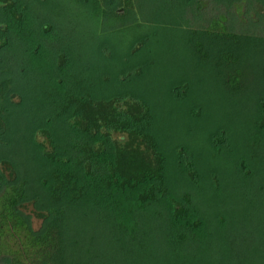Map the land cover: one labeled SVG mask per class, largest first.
Segmentation results:
<instances>
[{
  "label": "trees",
  "instance_id": "1",
  "mask_svg": "<svg viewBox=\"0 0 264 264\" xmlns=\"http://www.w3.org/2000/svg\"><path fill=\"white\" fill-rule=\"evenodd\" d=\"M66 1L89 22L97 39L106 32L139 31L146 24L143 0ZM207 1L224 8L249 4L257 15L253 31L264 32V0ZM199 5L200 0H175V16L169 19V24L175 20L182 39L178 44L185 48L177 59L192 77H179L166 93V100L178 106L181 125L174 144L157 127L152 100L141 94L143 38L134 36L121 52L116 46L95 51L101 59L119 60L111 76H99L97 89L67 68L75 53L57 46L47 59L54 80L39 98L15 89V77L22 74L18 60H0V144H18L14 138L26 134L22 137L44 166L37 170L44 173L38 189L45 200L43 213L36 214L42 227L32 230L21 213L28 181L18 179L11 163L0 159L1 262L97 264L119 255L123 259L115 264H158V257L144 250V236L159 233L160 243L175 258L194 247L209 252L202 240L216 236L215 264H264L263 233L258 231L259 246L245 233L252 229L250 212L258 217L255 227L264 218V68L256 95L250 92L242 99L221 96L202 75L207 67L226 70L221 89L242 94L236 66L248 55L264 54V35L232 31L223 15L192 28L199 15L191 12ZM27 14L23 0H0L1 49L8 47L12 32L25 31ZM38 24V38L44 40L53 21ZM28 41L26 36L24 47ZM38 48L20 47L22 55L34 58ZM231 128L237 130L234 138L228 134Z\"/></svg>",
  "mask_w": 264,
  "mask_h": 264
},
{
  "label": "rangeland",
  "instance_id": "2",
  "mask_svg": "<svg viewBox=\"0 0 264 264\" xmlns=\"http://www.w3.org/2000/svg\"><path fill=\"white\" fill-rule=\"evenodd\" d=\"M23 1L25 2V10L29 13L25 16L26 19H24L25 31L21 35H19L18 31L16 33L10 31L12 33L6 41L8 47L4 50L1 49L2 47L0 48V60L11 62L18 60V63L22 65V74L16 75L14 83V87L18 93L27 98H32L38 93L39 98V93L46 91L49 84L54 80V76L48 73L49 64L47 59L56 52V48L59 45L71 52L73 51L75 53L73 55L77 57L75 58V62L70 63L67 68L71 71L76 69L74 72H76L77 77L85 78L87 83L89 82V84L97 89L98 83H101L99 76L103 73L111 76L113 74L111 71L112 67L116 64L115 61L119 60H115L114 56H111V60L109 58L105 60L101 59L98 54L96 55V52L109 47L113 50L115 46L120 49L117 51L121 52L130 44L133 37L137 36L140 39L146 40V44L141 45L139 54V60L143 63L141 75L139 76L143 81L139 83L141 94L149 101L152 100L153 108L157 113L155 116L157 127L162 130V133L166 134V138L171 136L169 139L172 144L175 143V133L181 128L178 115L175 114L178 106H175L174 100H171L170 103L166 100V93L168 88L179 77L180 79L181 77L187 79L191 77L187 66H181L177 59L180 51H185V48L183 45L178 44L181 43L182 39L179 38V33H175L177 32L175 30V20L170 21L169 24L170 17L172 15L175 16V0H157L155 2L143 0L145 26L141 27L139 31H130L124 34L106 32L98 39L93 37V29L89 22L78 13L75 6L66 0H46L44 5L35 4L34 0ZM195 10L196 12H191V14L199 16L194 21L195 24H190L192 28L199 29L205 26L208 18L217 15L225 16L227 25L232 27V31L237 33H249L253 31L256 24L257 15L254 9L250 8L249 4L243 6L233 3L230 7L224 8L222 6L214 7L207 0H200L199 9ZM191 14L187 12L186 17L190 18ZM44 19L52 20L54 27H52V31H49V35L44 40H39L37 26L39 25V20ZM155 19L157 20V25L153 24ZM253 32L264 35V32L260 30ZM26 36H29V41L26 43L27 47H24L23 43L26 40ZM37 45L39 48L36 58L32 55L21 54V50H32V47L35 48ZM21 46L23 49H20ZM80 50L83 53L77 54ZM262 67L264 68V54L262 53H258L257 56L248 55L239 60L236 68L242 74L244 90L238 96L229 95L221 89V77L226 70L212 71L211 68L207 67L203 69L202 75L209 82V85H212L221 96L229 99H242L243 95L250 92L256 95V81L259 80ZM66 70L68 71V69H65V72L68 74L69 72ZM190 81L192 86L196 88L194 79ZM109 82L107 86H109ZM221 119L225 120L224 117H221ZM236 133L237 130L235 128H231L228 131V134H232L233 138ZM22 136H26V134H20L14 138L15 140L18 138L17 140L20 141L18 144H8V147L0 144V159L11 163L18 179H27L26 192L28 193V199L24 204V208L21 209V213L27 219L29 227L32 230H37L42 227V220L36 214L43 213V209L41 208L44 207V204L41 200L45 202L43 198L40 199V195L43 196V194L39 195L40 191L38 189L39 177L44 173L39 172L37 166L43 170L44 166L36 161L34 148ZM232 144L234 145V150H236L237 145L235 143ZM35 198L38 200L37 203L34 200ZM250 215H252V229L249 228L245 233L251 242L255 241L259 246L258 231H261L264 235V218L263 220L258 219L260 224L255 227L254 224L258 218L256 217L255 210H253V214L250 212ZM158 238L159 233L153 235L145 233L144 236V239L148 242L144 250L156 258L158 257V264H163V262H166L165 264H215L216 259L212 252L215 250L214 248L219 246L216 236H212L208 240H202V244L207 247L209 252H199L194 247L178 258H175V253L172 249L170 251L167 250ZM191 256L194 257V260H190ZM103 259V262L98 261L97 264H115V262H121L123 258L121 259L119 255H108ZM0 264L5 263L0 261Z\"/></svg>",
  "mask_w": 264,
  "mask_h": 264
}]
</instances>
